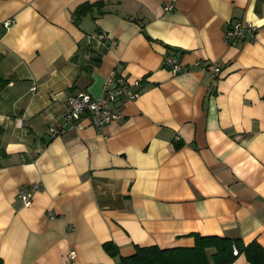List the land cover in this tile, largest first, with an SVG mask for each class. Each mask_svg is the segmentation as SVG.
I'll list each match as a JSON object with an SVG mask.
<instances>
[{
  "label": "crops",
  "instance_id": "0c3cea01",
  "mask_svg": "<svg viewBox=\"0 0 264 264\" xmlns=\"http://www.w3.org/2000/svg\"><path fill=\"white\" fill-rule=\"evenodd\" d=\"M84 2L101 3L75 24ZM234 21L255 41L227 45ZM113 73L141 82L123 118L51 136L67 96ZM0 77L2 264H115L106 242L129 256L191 233L264 250V0H0Z\"/></svg>",
  "mask_w": 264,
  "mask_h": 264
},
{
  "label": "built area",
  "instance_id": "2783aa9c",
  "mask_svg": "<svg viewBox=\"0 0 264 264\" xmlns=\"http://www.w3.org/2000/svg\"><path fill=\"white\" fill-rule=\"evenodd\" d=\"M172 6L164 7L165 10ZM6 20L4 25H9ZM257 28L250 22L234 21L231 22L224 31L223 40L227 45H233L240 40L255 41ZM162 65L172 73H179L188 68L181 63L179 58L174 55L166 56ZM197 66L205 71L211 79H216L220 72V65L217 62H208ZM140 80H128L124 76L113 73L104 84L103 92L99 96H93L89 93L78 91L70 94L65 100L66 110L64 113L65 124L51 125L48 131L51 136L61 134L66 130H74L89 125L100 128L112 121H118L123 118L122 106L125 102L134 101L138 95ZM66 125V127H65ZM37 188L36 184L29 186H20L18 197L24 206H29L32 201V191ZM74 252H69L72 258Z\"/></svg>",
  "mask_w": 264,
  "mask_h": 264
},
{
  "label": "trees",
  "instance_id": "16d2710c",
  "mask_svg": "<svg viewBox=\"0 0 264 264\" xmlns=\"http://www.w3.org/2000/svg\"><path fill=\"white\" fill-rule=\"evenodd\" d=\"M100 3L84 2L76 6L71 14L75 24ZM98 61L99 59L96 60ZM5 83L6 80L0 77V87ZM190 236L194 240L190 247L160 248L156 245H136L134 253L129 256H121L112 243L106 242L103 247L116 259L115 264H230L241 254L251 264H264V250L255 240L245 243L240 237L203 236L197 233H191Z\"/></svg>",
  "mask_w": 264,
  "mask_h": 264
}]
</instances>
